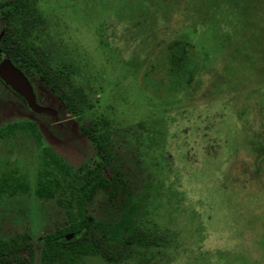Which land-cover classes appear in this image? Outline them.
Returning <instances> with one entry per match:
<instances>
[{"label":"rangeland","instance_id":"1","mask_svg":"<svg viewBox=\"0 0 264 264\" xmlns=\"http://www.w3.org/2000/svg\"><path fill=\"white\" fill-rule=\"evenodd\" d=\"M35 5L37 43L53 65L67 66L69 90L91 108L73 116L37 83L40 105L55 115L34 113L0 82V129L30 123L40 133L39 142L30 129L0 138V177H8L0 187L27 184L0 194V239L27 234L42 264V238L67 221L58 190L51 199L35 194L44 172L64 174L46 150L75 172L96 156L87 127L106 134L166 241L116 264H264V0ZM172 41L193 50L189 83L152 68ZM79 264L107 263L89 254Z\"/></svg>","mask_w":264,"mask_h":264},{"label":"trees","instance_id":"2","mask_svg":"<svg viewBox=\"0 0 264 264\" xmlns=\"http://www.w3.org/2000/svg\"><path fill=\"white\" fill-rule=\"evenodd\" d=\"M39 19L35 0H0V20L3 23L0 63L6 57L22 72L38 104L43 94L37 89V83L55 94L70 114L80 118L91 107L83 92L69 90L67 66L53 65L37 43L34 32L40 24ZM192 51L186 42L172 41L155 57L156 64H152V68L164 69L169 82L181 78L189 83L198 70ZM0 82L20 97L1 79ZM23 129H30L39 142L40 133L30 123L2 127L0 138ZM82 129L95 145L96 156L75 172L69 173L68 167L46 150L51 161L62 168L64 174L59 179L57 174L44 172L35 194L39 198L51 199L58 190L57 200L65 209L67 221L66 225L42 238V264H79L80 258L89 254L100 257L107 264H116L132 260L137 254L143 256L150 250L164 249V236L161 237L157 227L150 224L142 199L134 197L133 178L121 168L108 145L106 134L95 135L94 128ZM104 170L108 172V179ZM7 178L0 177V181L5 183ZM8 187V195H14L18 190L27 191V184L20 178ZM7 188L0 187V194ZM34 256L35 245L27 234L17 233L0 239V264H34Z\"/></svg>","mask_w":264,"mask_h":264},{"label":"water","instance_id":"3","mask_svg":"<svg viewBox=\"0 0 264 264\" xmlns=\"http://www.w3.org/2000/svg\"><path fill=\"white\" fill-rule=\"evenodd\" d=\"M2 34L3 32L0 33V38ZM0 79L5 83V85L9 86L12 91L25 100L27 107L32 112L55 115V112L52 109L41 106L37 103L33 89L26 77L20 70L15 68L6 57H4L0 63ZM103 174L105 178L108 179L105 171H103Z\"/></svg>","mask_w":264,"mask_h":264},{"label":"flooded vegetation","instance_id":"4","mask_svg":"<svg viewBox=\"0 0 264 264\" xmlns=\"http://www.w3.org/2000/svg\"><path fill=\"white\" fill-rule=\"evenodd\" d=\"M41 101V100H40ZM40 101H39V104H40Z\"/></svg>","mask_w":264,"mask_h":264}]
</instances>
